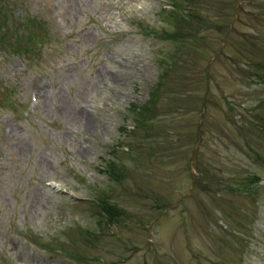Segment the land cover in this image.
<instances>
[{
	"label": "rangeland",
	"instance_id": "1",
	"mask_svg": "<svg viewBox=\"0 0 264 264\" xmlns=\"http://www.w3.org/2000/svg\"><path fill=\"white\" fill-rule=\"evenodd\" d=\"M166 3L0 0V264H264V0Z\"/></svg>",
	"mask_w": 264,
	"mask_h": 264
},
{
	"label": "trees",
	"instance_id": "2",
	"mask_svg": "<svg viewBox=\"0 0 264 264\" xmlns=\"http://www.w3.org/2000/svg\"><path fill=\"white\" fill-rule=\"evenodd\" d=\"M167 1H168V3H166V4L168 5L167 6V8H168L167 11L168 12H172V11H175V10H179L180 11L181 7L182 8L185 7L184 4H183V1L187 2L188 4L190 2H194V0H167ZM200 1L201 0H199V2ZM204 1L206 2V0H204ZM212 1L214 2V0H212ZM184 11H185V13L182 14V15H180V18H182L185 21L184 26H181V24H179V26L177 27V29L175 31H173V35L174 36H185L186 34H189V33L192 34L194 27L195 26H198L199 27V23L203 20V18L201 16H199L196 13V11L189 10L188 8H185ZM164 34L165 35H170L172 33L165 32ZM263 61H264V59H263ZM263 66H264V62H263ZM257 75L259 77H262V74L261 73H257ZM141 108H146V109L149 110V104L146 103V105L143 106V107H141ZM107 171L109 173H111L113 171V166L109 165L108 168H107ZM106 205H105V203L103 201H101L100 208L103 211L107 212V215H110V216L113 217L114 214H116L117 212L114 209H112L110 207H107Z\"/></svg>",
	"mask_w": 264,
	"mask_h": 264
}]
</instances>
